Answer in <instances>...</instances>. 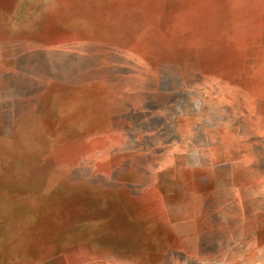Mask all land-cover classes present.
<instances>
[{"label":"rangeland","instance_id":"374dc122","mask_svg":"<svg viewBox=\"0 0 264 264\" xmlns=\"http://www.w3.org/2000/svg\"><path fill=\"white\" fill-rule=\"evenodd\" d=\"M9 41L19 71L78 106L107 83L123 118L147 109L162 147L112 228L17 245L38 225L6 221L0 264H264V0H0V61ZM25 42L42 54L26 58ZM8 63L4 93L22 82Z\"/></svg>","mask_w":264,"mask_h":264},{"label":"crops","instance_id":"0c3cea01","mask_svg":"<svg viewBox=\"0 0 264 264\" xmlns=\"http://www.w3.org/2000/svg\"><path fill=\"white\" fill-rule=\"evenodd\" d=\"M9 43L8 50L1 48L0 62L11 63L22 82L11 92L0 90V102L7 105L0 109V197H4L0 212H8L4 224L0 223V243L6 221L38 225L29 239L14 233L5 242L17 245L55 241L63 229L68 235L85 224L112 228L116 219L129 212L131 187L139 189L131 180L140 168L144 171L138 165L145 163L147 155L161 153L162 144L155 140L158 127L145 123L147 109H132L141 112L140 123L130 118V107L123 118L122 110L108 106L107 83L93 87L106 93L91 97L99 103L78 106L81 95L19 71L12 57L17 43ZM22 46L26 58L33 51L42 54L37 44ZM22 63L29 68L27 59Z\"/></svg>","mask_w":264,"mask_h":264}]
</instances>
